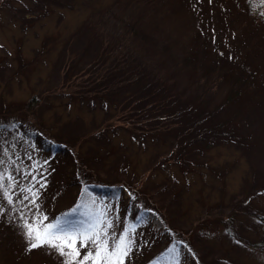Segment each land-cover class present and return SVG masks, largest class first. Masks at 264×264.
<instances>
[{
  "label": "rangeland",
  "instance_id": "rangeland-1",
  "mask_svg": "<svg viewBox=\"0 0 264 264\" xmlns=\"http://www.w3.org/2000/svg\"><path fill=\"white\" fill-rule=\"evenodd\" d=\"M108 8L113 11L106 17ZM137 20L135 30L156 57L155 71L184 82L198 60L244 85L250 97L243 144L250 148L254 176L264 171V0H0V264H119L110 254L121 238L130 248L123 264H264V256L248 248L262 233L254 223L230 236L215 219L200 218L217 213L218 205L226 211L242 182L252 178L249 164L230 162L234 194L220 204L200 203L202 213L193 198L195 182L181 188L160 180L158 205L147 177L156 156L170 157L163 142L143 139L139 145L122 132L121 108L127 105L101 79L79 91L66 83L72 67L71 75H98L101 41L112 46L115 38L108 35ZM90 32L95 38L87 49ZM33 92L41 98L51 138L30 128L21 110ZM94 93L109 100L100 103ZM62 94L66 109L53 110ZM116 175L122 185L112 181ZM141 187L148 194H140ZM57 222L77 236L74 259L47 244L30 248L26 223ZM97 233L98 241L81 239ZM105 242L107 253L97 262Z\"/></svg>",
  "mask_w": 264,
  "mask_h": 264
},
{
  "label": "trees",
  "instance_id": "trees-1",
  "mask_svg": "<svg viewBox=\"0 0 264 264\" xmlns=\"http://www.w3.org/2000/svg\"><path fill=\"white\" fill-rule=\"evenodd\" d=\"M108 9L103 11L106 17L111 16L113 11L112 8ZM137 23L138 20L134 25L127 24V27L116 35L110 33L108 36L115 38L112 46L101 41L100 53L96 57L99 63L98 75H92L90 71L71 75L74 68L72 67L66 74L68 78L66 83L79 91L82 85H94L97 79H101L106 84L104 88L118 91L116 99L121 98L122 104L127 105L121 108L124 114L122 132L125 131L126 135L137 141L139 145L143 139L163 142L170 157L165 158L164 154L154 156L155 165L147 177V180L152 182L147 184L152 201L158 205L159 201L163 200L156 195L161 187L160 180L166 178L168 182L181 184V188L184 183L193 185L191 182H195L196 186L193 187L196 196L193 198L195 205L200 208L199 213H202L201 204L208 202L220 204L232 193L234 194L229 191L231 187L228 186L229 180H227V174L233 169L230 162L235 163L234 166L237 161L245 162L246 166L249 164V174L251 173L252 178L246 183L242 182L243 188L233 197V202L229 201L226 211L218 205L220 209L217 213L204 214L200 218L215 219L223 232L229 233L230 236L243 229L245 225L254 223L258 232L262 229V233L248 248L264 256V236H262L264 235V171L254 176L256 169L252 165V158H249L250 148H246L243 144L242 116L250 95L239 80H234L232 74H221L220 68L205 62L200 65L198 60H192L190 67L193 69L184 82L179 81L176 76L169 75V71L164 73L161 70L155 71L156 57L147 53L144 46L146 44L143 43L146 39L135 30ZM90 36L87 49L92 47L95 38L92 32ZM138 36H141V39ZM71 88L61 89L69 97L75 95ZM94 94L100 103L103 99L109 100L106 94ZM63 96L62 94L59 97L58 102L55 101L53 110L59 109V106L66 109ZM27 102L21 110L26 114L25 118L29 120L30 128H37L47 138H51V133L46 129L49 123L43 116L42 101L37 92H33ZM113 103V106L119 109L120 104L117 100ZM10 111L8 108L6 114ZM110 154L111 151L108 152L109 156ZM244 169L248 170L246 167ZM93 171H96L95 167ZM241 178L244 179L243 174ZM123 180L130 186L134 185L125 178ZM112 181L122 185V177L113 176ZM213 185H216V189H213ZM138 191L140 194H148V189L143 187ZM203 192L207 193V201L204 200ZM173 198L174 195L166 198L165 201L170 203ZM167 216L169 212L166 211L165 217ZM198 221L197 218L195 222ZM231 238L235 242L239 241L237 238Z\"/></svg>",
  "mask_w": 264,
  "mask_h": 264
},
{
  "label": "snow or ice",
  "instance_id": "snow-or-ice-1",
  "mask_svg": "<svg viewBox=\"0 0 264 264\" xmlns=\"http://www.w3.org/2000/svg\"><path fill=\"white\" fill-rule=\"evenodd\" d=\"M2 179V177H0ZM9 202H11V198L9 197ZM42 223V222H41ZM27 229L26 235L30 241V248L35 249L45 244L50 245L56 248L62 255H69L73 259L79 256V251L76 249V240L77 236L75 233L69 234L65 231L63 227H61V223L57 222L56 224H47L41 227L39 224H25ZM81 239L84 241L99 240V234L92 235L81 234ZM65 248L71 249V252L65 253ZM130 251L128 247V241L126 238H121L120 244L118 245V251L111 253V256H115L119 261V264H123V256H126ZM101 253H107V245L106 242L99 246V251L96 253V261L99 262L101 259Z\"/></svg>",
  "mask_w": 264,
  "mask_h": 264
}]
</instances>
